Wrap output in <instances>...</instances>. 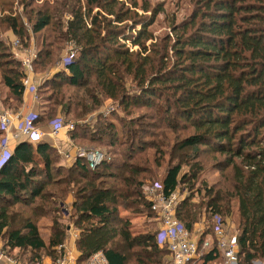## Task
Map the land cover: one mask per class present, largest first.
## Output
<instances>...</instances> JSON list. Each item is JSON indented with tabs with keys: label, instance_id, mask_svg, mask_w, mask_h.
I'll list each match as a JSON object with an SVG mask.
<instances>
[{
	"label": "trees",
	"instance_id": "1",
	"mask_svg": "<svg viewBox=\"0 0 264 264\" xmlns=\"http://www.w3.org/2000/svg\"><path fill=\"white\" fill-rule=\"evenodd\" d=\"M128 1L124 7L117 0H42L38 5L35 0H18L32 34L37 35L33 70L53 67L58 62L57 53L67 44L74 50L65 66L67 73L59 71L37 87L44 108L32 125L38 127L57 118L54 113L59 105L62 114L71 111L75 119L109 99L116 103L121 116L114 112L98 115L90 132L75 123L68 135L72 142L89 143L84 148L116 144L125 145V152L91 169L80 157L70 166L57 165L56 151L38 141L31 145L24 139L15 144L0 167L2 249L7 253L15 248L23 250L31 264H39L42 251L55 263L60 255L55 247L72 226L78 230L75 246L79 259L101 251L106 264H166L167 250L156 244V230L132 234L129 219L121 216L119 209L155 216L141 192L142 184L148 181L145 179L152 174L149 160L139 154L146 147L153 149V163L158 165L156 153L160 157L165 154L160 144L168 147L167 155L176 150L175 145L196 152L200 144L223 154L220 165L229 169L219 188L204 194L207 218H224L233 202L237 264L264 261V0H189L188 14L170 24L171 36L165 34L148 45L145 42L152 36L147 27L159 8L151 9L152 18H133L137 7L143 12L150 7ZM11 6L0 2V27L26 42L28 32L16 16L9 15ZM24 76L20 61L11 56L0 38V81L6 88L2 105L9 100L13 103L7 107L14 110L20 104ZM141 108L149 109L147 115L154 127L169 130L149 134L148 142L139 140L136 133L140 128L131 113ZM112 117L120 131H116ZM187 128L192 131L184 137L174 136L175 130ZM136 152L137 157L133 156ZM34 156L40 159V169L35 167ZM133 157L136 162L131 161ZM27 163L30 166L24 167ZM185 163L177 158L168 160L160 179L148 182H157L164 195L173 192L180 178L193 181L199 172L193 169L195 165L187 164V172L181 175ZM54 173L68 182L71 176L75 185L69 208L44 191L55 181ZM35 198L38 202L29 213L21 212L20 225L9 227L10 214L5 207L20 202L26 206ZM192 205L186 196L174 208L175 217L188 231L195 218ZM39 216L50 219L46 243L33 221ZM209 230L208 226L205 232ZM135 247L144 256L140 257ZM213 252L202 256L203 264L216 255Z\"/></svg>",
	"mask_w": 264,
	"mask_h": 264
},
{
	"label": "rangeland",
	"instance_id": "2",
	"mask_svg": "<svg viewBox=\"0 0 264 264\" xmlns=\"http://www.w3.org/2000/svg\"><path fill=\"white\" fill-rule=\"evenodd\" d=\"M8 3H12L11 10L9 11V15L11 16H16L19 21L22 22V25L24 28H26V31L28 32V40L20 42L17 36L10 30L7 29L6 27L4 28L3 26L0 27V38L4 40V42L7 45L8 51H10L11 56H12V51L16 47L18 48L22 53H26L27 49H31L34 54V58L36 56V45H35V37L37 35L32 34L31 29H30V22L27 21V15L24 13L22 9V3L18 2V0H0ZM42 0H35L36 5H38ZM118 2H123V6L126 7L129 4L128 0H117ZM137 5L140 6L142 3H148V11L143 12L139 7L135 9V14L133 18H136L138 16H151L150 11L152 8H159V11L153 15L152 21L147 27L148 32H150L152 39H148L145 44H153V42H156L155 40L165 34L170 35V24L172 21L178 22L182 18H184L189 10L191 3L189 0H136ZM30 7H27L25 10H28ZM5 13V11H4ZM64 18L67 17L66 14L63 13L62 17ZM126 22V21H124ZM171 36V35H170ZM18 40V44L15 46V41ZM120 42V40H119ZM67 43V42H65ZM126 46H128L131 50H135L136 47H130L129 43H124ZM72 45L67 44L65 48L61 49L57 53V59L58 61L61 59V57L65 54V52H68V49ZM14 58V57H13ZM33 58V59H34ZM32 59V60H33ZM33 69H31L32 71ZM47 69H40L39 67H34L33 73H42V72H47ZM44 93L46 91H43ZM43 93V94H44ZM6 96V88L2 85L0 81V101L1 99ZM37 96V95H36ZM39 97V96H37ZM8 102L4 103L2 106L6 109H11L8 106ZM13 102H10V105H12ZM39 110H43V106L39 104ZM60 106L55 107L57 118H54L56 120H59L62 122V127L60 128L59 131H64L66 134H68L69 130H66L63 127L65 125H71L72 128L74 124H82L85 127V132H90V129H92V126L94 128V125L97 123V116L100 115L104 117L105 115H108L110 112H114L115 114H119L120 116L122 113L118 110L117 105L115 102L109 99H104L102 103L98 107H92L87 112L82 114L81 116L72 119L71 118V111L69 114H62L59 109ZM12 110V109H11ZM4 111V110H3ZM41 112V111H40ZM148 112L149 109L141 108V109H136L132 111V117L133 120L139 125L140 131L136 133V136L141 140L142 142H148L150 141L149 134H159L163 129L165 131L169 130L168 128H164L163 126L161 127H154L152 123V119L148 117ZM128 117V116H127ZM116 124V131L118 130L119 124L115 120L114 117H112ZM179 122V121H178ZM156 126V125H155ZM39 127V126H38ZM71 128V129H72ZM186 131H181L180 129H177L174 131V136H178L179 138L184 137L186 134H188L192 129L187 128L185 129ZM121 135V134H120ZM69 136V135H67ZM173 136V140L175 139ZM177 138V137H176ZM103 139L106 140L107 136H103ZM161 140L160 137L156 140L159 145V141ZM171 143L168 140V144ZM72 144L75 146V148H83V149H89V148H84L83 146H87L86 141L79 140L77 142H72ZM71 146V144L69 143ZM162 147V152L165 154L160 157L158 153H156V163L158 165H154L153 160L155 158V153L153 149L151 148H145L141 153V156L149 160L147 165H149V168L152 171V174L148 176L145 181H151V180H159L160 176L162 174V171H164L166 167V163L168 160H171L172 158H177L179 160H184L187 162V164H193L196 167L193 169H198L199 172L196 175V178L193 181H188L190 180L189 177L187 178H180L179 182L177 184V187L175 188L174 192L177 196V203L184 197L189 196V203L193 204L192 207L194 208L195 211V218L194 222L191 225V232H192V237H196L199 231L206 229L208 226L211 228L214 227H219L221 228L225 233H227L229 236H232L236 233V217H235V211H234V203L231 202L230 204V210L229 212L223 213L224 218H217L216 216L212 215V218L209 220L207 218L206 211H204V202L205 198L204 194H206V191L210 190H216L219 188L220 184L224 181V177L226 176L228 172V168H222L220 163L222 162L224 155L221 153H217L215 151L209 150L207 147L203 145H197L196 149L197 151L194 152L191 147H179V145L176 146V150L170 154L167 155L168 149L164 144H160ZM92 146H95L94 150H99L103 149L104 155L107 157V159H118L120 158V155L122 152H125L124 148L125 145L122 146H117L116 144L113 147H108L106 144L105 145H95L93 144ZM91 147L90 149H92ZM100 148V149H99ZM104 148L108 150H112L111 152L107 153L104 151ZM168 148V147H167ZM89 149V150H90ZM61 156H64L63 150L59 151ZM139 152V151H138ZM121 153V154H119ZM68 156H64L65 159L69 158L71 154H68ZM139 154L136 152L133 156H139ZM73 156V155H72ZM132 162H136V160L131 159ZM145 166L144 163H141ZM186 164V163H185ZM182 165L180 169V174L183 175L185 172H187L189 166L188 165ZM99 171V170H98ZM62 174V172H60ZM61 174H53L52 179L55 180L53 184L47 185L44 189L45 192H48L50 194H54L57 199H61L63 202L64 206L69 208V204L72 199L71 191L74 188V184L72 186L71 184V176H70V182L63 181L60 178L62 177ZM155 174V175H154ZM156 176V178L154 176ZM180 175V177H181ZM36 178V177H35ZM75 180V179H74ZM145 182L146 183H151V182ZM68 182V183H67ZM192 186V187H191ZM24 195L28 198V195L26 192ZM38 202V199L32 200L30 203H27V205H23L21 202L19 204H15L14 206L7 208L5 207L6 210L9 212V219H10V226L11 228L19 226L20 221H21V212L26 211V213H29V209L33 206H35V203ZM0 203H2L0 201ZM176 203V204H177ZM37 209H40L41 206H37ZM123 213H125L127 216H130V223L133 227H131L130 232H140V233H149L152 234L154 228H156L158 222L157 220L154 221L152 214L150 216L146 215L145 212H138V213H132L130 210L125 212L121 210ZM175 216V215H174ZM33 221L36 222L37 225H40V231L42 232L43 235H48L49 231L46 230L48 224H50V219L46 216H39L37 218H34ZM155 222V223H154ZM146 223V224H144ZM145 230V231H144ZM133 250L138 251L139 250V256L142 257L144 256V253H141L139 247H135ZM127 254L129 253L126 249L124 250ZM131 252V251H130ZM220 256L222 257V252L219 251ZM264 261H261V264H263ZM215 264H221L220 262H216ZM252 264H260V262L255 261V263Z\"/></svg>",
	"mask_w": 264,
	"mask_h": 264
},
{
	"label": "built area",
	"instance_id": "3",
	"mask_svg": "<svg viewBox=\"0 0 264 264\" xmlns=\"http://www.w3.org/2000/svg\"><path fill=\"white\" fill-rule=\"evenodd\" d=\"M17 44L18 40L15 41L14 45L16 46ZM73 55L74 50L70 47L68 52H65L58 61V64L65 68ZM12 56L20 61L24 74L27 70L31 69V62L34 58L31 49H27L26 53H22L15 47L12 51ZM21 82L23 87L28 85L26 75L22 78ZM36 97V93L33 92V98L36 99ZM35 115L32 112L23 115L22 122L17 131L13 132L10 136L5 135L0 141V167L8 158L12 149L8 138L15 140L19 137H24L30 142L40 139L41 134L38 127L32 125ZM10 119L11 115L7 112H0V130L7 131ZM50 126L51 134H55L62 127V122L55 119L51 122ZM63 127L66 130H71L72 128L70 124L65 126L63 124ZM74 152V157L84 158L91 169L100 162L107 160L104 153L99 150L75 148ZM64 156H67V154L64 153ZM141 192L145 199L149 201V208L159 221L155 232V241L158 246L165 247L167 250L168 262L166 264H203L202 256L212 250H214V254L219 251L222 252L221 264H237L235 234L229 236L230 234L228 235L221 228L214 227L202 237H199L201 232H198L196 237H192V232L188 231L174 216V208L177 203V196L174 191L164 195L160 185L157 182H151L142 184ZM62 260V258H58L56 262L62 263ZM85 264H106V259L101 251H96L86 257Z\"/></svg>",
	"mask_w": 264,
	"mask_h": 264
},
{
	"label": "crops",
	"instance_id": "4",
	"mask_svg": "<svg viewBox=\"0 0 264 264\" xmlns=\"http://www.w3.org/2000/svg\"><path fill=\"white\" fill-rule=\"evenodd\" d=\"M32 69V68H31ZM27 70L25 72V75L28 79V85L23 87V91L21 93V101L20 104L17 105V107L14 110L11 109H6L2 106L1 101H0V112L1 111H5L7 112L9 115H11V119L9 121L8 124V129L7 131H2L0 130V141L4 138L5 135H11L13 132L17 131L18 127L20 126L21 122H22V117L23 115L32 112L35 114H38V112L42 111L39 110V104L43 105L42 102L39 101V98L36 97L33 98V92L36 93L37 95V87L43 83L44 80L49 79L52 75H54L55 73L62 71L64 73H67V69L62 67L60 64L55 63L53 67H51L47 72H42V73H33V70L31 71ZM38 96V95H37ZM55 120V119H53ZM49 121L48 123L45 122L44 124H41L38 127V130L41 134L40 139L38 140V142L36 143H44L46 144L48 147L53 148L56 153L59 155L58 157V161H57V165H61V166H70L73 161H74V156H75V146L72 144L71 139L69 138V136H67L68 134H66V132L59 131L57 130L55 132V134H51L50 132V124L53 121ZM24 137H19L18 139L13 140V138H8L9 143L11 142V147L13 148L15 144L24 141ZM35 142H31V145L36 144ZM69 143L71 144V146L69 145ZM63 150V153L68 152V154H71V156H69V158L65 159L64 156L60 154L59 151ZM73 155V156H72ZM68 156V155H67ZM34 161L37 164L35 167H41V163H40V159L37 156H34ZM26 166H30L27 164H25L24 167ZM34 167V168H35ZM11 168V167H10ZM9 168V169H10ZM0 206L1 203H0ZM121 210L123 209H119V214L121 216H126L128 219H130V216H127L125 213H123ZM125 212H127L126 210H123ZM153 219H155L154 221H158L156 215L152 216ZM130 222V220H129ZM155 223V222H154ZM146 224V223H144ZM158 227L159 225V221L156 222ZM49 225L47 226L46 230L49 231ZM131 227H133L130 223V230ZM38 228V232L40 237L42 238V240L46 243L47 241V237L48 235H43L42 232L40 231V225H37ZM156 228H154L156 230ZM206 229H203L199 232H201L199 234V237H202L204 235H206L207 231L205 232ZM145 231V230H144ZM132 234H137L140 232H131ZM77 234H78V230L73 228L72 226H68L67 227V234L65 239L63 240V242L59 245H57L55 247V250L57 252L60 253V255L55 259V263L52 262V260L45 255L42 251L39 253V260L37 263L39 264H85L86 262V257L84 259H79V251L77 250L76 246H75V240L77 238ZM23 250H19L18 248L12 249L9 253L6 252V250L2 249V242L0 241V264H31L30 261L26 260V257L28 256L27 254L23 255ZM33 255V254H32ZM58 258H62V263H57L56 260ZM221 256L219 254V252L216 253V255L211 259V260H207L205 261L204 264H215L216 262H220L221 260Z\"/></svg>",
	"mask_w": 264,
	"mask_h": 264
}]
</instances>
